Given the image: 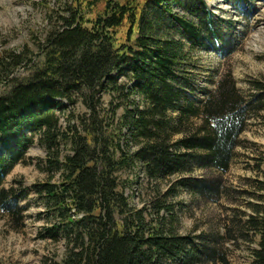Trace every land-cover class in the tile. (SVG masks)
I'll return each instance as SVG.
<instances>
[{"label": "trees", "instance_id": "1", "mask_svg": "<svg viewBox=\"0 0 264 264\" xmlns=\"http://www.w3.org/2000/svg\"><path fill=\"white\" fill-rule=\"evenodd\" d=\"M65 1L39 47L42 65L25 50L0 55V222L20 231V205L35 196L38 239L64 247L52 264H231L220 235L180 233L170 198L219 197L215 173L229 171L251 114L264 111V82L246 99L227 74L198 98L194 54L232 53L207 0H105L93 19L82 0ZM20 69L29 75L17 79ZM36 137L47 180L6 188ZM261 185L246 222L259 237L253 264H264Z\"/></svg>", "mask_w": 264, "mask_h": 264}, {"label": "rangeland", "instance_id": "2", "mask_svg": "<svg viewBox=\"0 0 264 264\" xmlns=\"http://www.w3.org/2000/svg\"><path fill=\"white\" fill-rule=\"evenodd\" d=\"M124 2V0H120ZM84 17L93 19L104 7L105 0H82ZM212 11L227 27L225 35L232 40L231 54H224L222 47L195 53L197 68L192 71L198 80V98L206 89H213V80L231 75L241 95L250 99L254 95L253 83L264 82V0H207ZM65 0H0V55L7 51H27L32 59L42 65L39 47L46 37L50 23L56 24L57 13H64ZM69 7L71 5L68 4ZM75 8L79 11V6ZM54 11V18L49 14ZM51 20V21H50ZM127 26L118 30V38L126 39ZM224 51V52H223ZM31 66V67H32ZM30 69V68H29ZM20 69L17 79L29 75ZM121 81L125 82L121 78ZM126 83V82H125ZM1 90V89H0ZM110 103V98H105ZM77 111L85 113L79 106ZM46 151L35 138L34 145L26 156V163L17 165L6 178L5 187L21 181L26 188L47 180L42 168ZM203 173L198 172V176ZM125 173L124 179H132ZM222 181L219 197L213 200L195 199L189 192L181 190L175 203L181 218L180 233L187 235L216 234L221 236V245L227 252L231 264H253L252 253L257 249L259 237L247 230L246 222L254 213L258 203L261 183L264 182V111L251 114L239 145L235 150L230 169L224 175L215 173ZM134 192V191H133ZM132 192H129L131 196ZM139 188L135 189L133 203L141 205ZM25 208V226L16 231L0 222V264H52L60 261L63 245H54L38 239L44 226L39 213L43 207L35 196L20 205Z\"/></svg>", "mask_w": 264, "mask_h": 264}]
</instances>
